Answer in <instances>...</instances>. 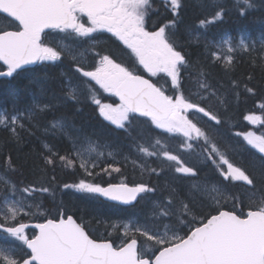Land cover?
<instances>
[{"label":"snow or ice","instance_id":"obj_1","mask_svg":"<svg viewBox=\"0 0 264 264\" xmlns=\"http://www.w3.org/2000/svg\"><path fill=\"white\" fill-rule=\"evenodd\" d=\"M160 4L172 18L150 28V18L159 11L156 0H0V14L16 22L15 30L0 29V62L6 66V70H0V78L25 77L39 91V95L32 93V103L27 107L14 106L11 114L0 111V126L17 143L21 141L17 129H25L24 119L35 120L69 103L79 112L78 106L90 99L98 106L99 116L123 130L132 141L131 147L140 159L131 163L141 175L160 177L170 171L173 183L188 181L184 195L166 184L167 197L164 201L152 200L151 212L143 220L129 217L110 223L92 217L104 225V236L91 234L92 219L66 214L63 200L56 205V216L49 217L43 197L46 194L55 202L57 193L55 175L46 177L48 166L53 172L57 165L73 173L79 169L85 177L93 178L64 183L62 190L73 189L124 205H134L138 198L148 200L149 194L158 190L147 182L132 186L95 182L99 173L94 170L105 155L114 163L101 168V172L109 176L121 173L113 152L102 150L111 146L101 145L77 128L71 117H57L44 131L66 136L71 149L61 154L45 144L47 155L41 168L45 175L18 186L6 174L17 171L11 156L7 157L6 172L0 173V240L19 242L0 244V264H264V131L231 132L243 138L245 148L255 150L246 166L237 164L229 152H237L240 146L227 144L222 134L225 125L235 128L226 114L228 94L212 86L203 65L195 70V88L187 94L185 91V80L191 78L190 64L178 40L185 0H160ZM210 6L213 11L210 17L199 20L200 29L224 21L231 11L225 0H211ZM232 6L242 18L264 12V0H232ZM52 33L58 34L54 43L49 40ZM104 33H110L127 52L99 51ZM202 35L196 33L194 41L199 42ZM257 44L260 67L264 69V35L252 39L245 33L236 44L231 37L214 42L216 50L209 55L212 62L219 61L231 72L235 70L233 53L248 52L256 63ZM121 55L132 64L121 60ZM65 60L70 61V67L61 73L63 95L53 94L55 103L41 102L40 97L49 92V74L32 66H59ZM73 75L78 78L76 84ZM156 77L168 87L159 80L154 82L152 78ZM247 79L251 81L252 76ZM93 82L119 102L102 103ZM231 88L233 102L238 103L240 84L232 81ZM243 89L255 95L254 87L244 84ZM258 107L264 110V102ZM141 117L168 137H179L177 146L172 148L167 139L138 128ZM244 119L257 127L264 125V115L250 113ZM130 159L124 157L125 161ZM153 162L157 166H152ZM201 164L210 165L220 180H202ZM37 215L44 216V221L26 223L21 219ZM29 228L38 231L30 236L26 231ZM114 234L115 241L109 238Z\"/></svg>","mask_w":264,"mask_h":264},{"label":"trees","instance_id":"obj_2","mask_svg":"<svg viewBox=\"0 0 264 264\" xmlns=\"http://www.w3.org/2000/svg\"><path fill=\"white\" fill-rule=\"evenodd\" d=\"M225 3L231 9L222 22H217L215 25H209L207 29H200L198 22L200 19L208 16L210 17L213 9L210 6L211 0H185V8L182 12V22L178 26V40L183 48L186 57L189 60L190 67L188 73L191 74L190 79L185 80V91L195 88L196 68L203 65L205 70L209 72V81L214 88L220 92H226L229 98L228 112L226 113L231 118V123L235 125L232 129L228 125L223 126L222 134L224 141L232 146L239 145L240 148L237 152H229L237 164L242 166L247 165V160L250 153H255L254 149L249 146L244 147L246 142L242 137H235L231 135L232 131H248L251 125L244 119V116L254 113L262 114L264 110L259 109L258 104L264 102V69L260 67V60L258 58L259 45L257 44V59L253 64V56L248 52L233 53L235 59L233 64L235 70L228 72L224 66L219 62H212L209 53L214 48V42H220L229 37L232 38L234 44L239 42V37L242 34H247L252 39H258L264 35V12L257 11L245 18L240 17L232 6V0H225ZM159 11L154 14L151 19L152 24L157 27L167 22L172 18L171 13L166 11L161 4L157 7ZM16 24L7 18L0 15V29H15ZM192 33L190 35L189 33ZM203 33L199 42L194 41L193 36L196 33ZM104 42L98 47L102 53L105 51H121L122 46L111 36L103 35ZM207 44V51L205 45ZM70 61H63L59 66L46 67L38 65L34 68L43 69L49 74V79L46 86L49 89L48 95L40 97L41 102L55 101L52 100L53 94L60 96L63 95L65 85L64 77L61 76L62 72H68ZM0 70L2 67L0 66ZM187 75V74H186ZM251 75L252 80L249 81L247 77ZM154 82L159 80V84L165 88L168 87L164 80L156 77L152 78ZM73 83H78V78L72 76ZM232 81L240 84V98L239 102H233L232 96ZM248 84L250 87L255 88V95L246 93L243 85ZM159 86V85H158ZM32 93L39 95L38 89L29 83L25 77L19 78H3L0 80V111L8 114L13 113L14 106L16 109H23L32 103ZM100 94V95H99ZM97 96L103 101H109L115 104L114 98L104 97L97 91ZM195 99V97H193ZM81 111L76 112V106L69 103L68 105H59L53 108L50 112L41 114L37 119L29 121L24 119L25 129H17L21 136V141L17 143L11 133L0 126V173H5L7 169V157L11 156L12 162L16 165L17 171L7 172L6 174L17 185L28 184L37 181L42 175L41 168L44 167L43 157L47 155L45 144L54 147L60 151L61 154L68 152L71 149V144L66 136L62 134H53L51 131L45 133V127H48L50 122L60 116L71 117L77 128H82L85 133L98 139L101 145L107 144L111 147L109 149H102L112 151L115 161H119L116 166L121 167V173H111L109 176L101 172V168L110 163H114L113 158L105 155L98 161V167L94 170L99 175L95 177V182L107 186L109 183L119 184L121 182L129 185H134L140 182H147L151 185L157 186V192L149 194L148 200H141L136 206L131 208H124L103 202L97 197L85 196V194L77 193L73 189L62 190L61 186L64 183L78 182L79 179L85 178L92 180V177H85L83 172L79 169L73 173L71 169H62L59 165L56 166L53 172L52 167L48 166L46 169V177L55 175L56 177V200H53L45 194L43 197V206L47 209L49 217L56 216V205L63 200L64 210L66 214H71L75 218L83 217L84 220H90L92 217L97 219H104L111 222L124 221L129 217H139L143 220L151 212V201L159 200L164 201L168 195L166 184H172L176 187L181 195H184L187 190V180H180L173 183V173L166 171L160 177L155 175L149 176L147 174L141 175L138 167L131 163V160H139L140 157L135 153L131 147L132 141L127 138L123 130L117 129L115 125L104 121L99 116L98 106L85 100L78 106ZM221 115L225 113L221 110ZM35 125V126H33ZM137 126L146 134L151 136H160L162 139H167L169 145L175 148L179 143V137H168V134L161 133V130L155 127L144 118H139ZM106 130V132L104 131ZM135 135V133H133ZM221 141V145H224ZM188 159V154H183ZM258 155V153H257ZM129 156L131 159L125 161L124 157ZM202 165V164H201ZM203 169L201 179L207 178L212 181H219L220 177L213 172L210 165L201 166ZM152 166H157L155 162ZM47 183V179L44 180ZM3 194V189L0 188V195ZM24 222H39L43 221V216L35 217H21ZM79 222V221H78ZM92 233L95 236L106 235L105 227L103 224H97L96 219H92ZM112 240H117V235L109 237ZM142 239V238H141Z\"/></svg>","mask_w":264,"mask_h":264},{"label":"water","instance_id":"obj_3","mask_svg":"<svg viewBox=\"0 0 264 264\" xmlns=\"http://www.w3.org/2000/svg\"><path fill=\"white\" fill-rule=\"evenodd\" d=\"M2 15H4V16H6V14H2ZM11 19V18H10ZM0 64H2L3 65V63L2 62H0ZM4 66V65H3ZM36 66V65H35ZM35 66H32V67H35ZM4 67H6V66H4ZM0 79H2V78H0ZM117 98V97H116ZM117 100H118V98H117ZM143 118V117H142ZM101 199H103L104 201H106V202H110V203H113V204H117V205H121V206H125V207H130V206H134L137 202H138V200H139V198H138V200H137V202L134 204V205H124V204H121V203H119L118 201H110V200H108L107 198H105V197H100ZM30 229V228H29ZM38 231V230H37Z\"/></svg>","mask_w":264,"mask_h":264},{"label":"rangeland","instance_id":"obj_4","mask_svg":"<svg viewBox=\"0 0 264 264\" xmlns=\"http://www.w3.org/2000/svg\"><path fill=\"white\" fill-rule=\"evenodd\" d=\"M93 86L95 87H97V88H99V86L98 85H94V82H93ZM100 89V88H99ZM100 90H102V89H100ZM103 91V90H102ZM104 92V91H103ZM105 93V92H104ZM107 96H112V95H110L109 93H105ZM252 125V124H251ZM253 127H254V131H256L257 132V134H260L262 131H264V125H261V126H259V127H257V126H255V125H252ZM10 241V240H9ZM19 243V242H18Z\"/></svg>","mask_w":264,"mask_h":264},{"label":"flooded vegetation","instance_id":"obj_5","mask_svg":"<svg viewBox=\"0 0 264 264\" xmlns=\"http://www.w3.org/2000/svg\"><path fill=\"white\" fill-rule=\"evenodd\" d=\"M160 3V0H156V6H158ZM154 16V14L152 15V17ZM50 39V38H49ZM35 231H28L27 233L31 236Z\"/></svg>","mask_w":264,"mask_h":264}]
</instances>
